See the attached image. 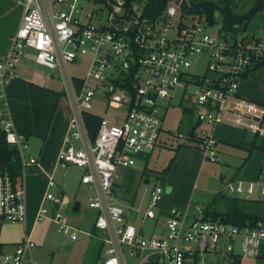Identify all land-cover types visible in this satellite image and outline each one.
<instances>
[{
    "label": "built area",
    "instance_id": "2783aa9c",
    "mask_svg": "<svg viewBox=\"0 0 264 264\" xmlns=\"http://www.w3.org/2000/svg\"><path fill=\"white\" fill-rule=\"evenodd\" d=\"M90 1H17L23 8L21 23L9 53L0 57V128L7 143L19 151L23 177L14 182L7 171L0 172V264H43L27 226L24 179L27 167L37 165L38 159L25 155L29 140L17 129L7 91L19 77L18 66L25 58L61 70L63 98L71 107L67 134L36 223L51 220L65 237L78 239L77 229L62 211L69 199L51 191L57 187L55 174L75 166L83 171L80 182L91 190L89 206L96 211L93 232L101 234L102 247H106L103 264H130L129 258L135 264H226L234 258H262L264 220L232 224L206 218L204 208L190 204L186 210L157 218L154 207L163 199L165 188L141 179L138 189L127 192L120 170L136 165L158 146L163 130L161 102L172 98L177 87L191 89L192 104L199 110L197 124L203 125L193 138L207 160H219L209 127L231 124L264 134V108L238 92L239 80L264 65V26L258 35L247 33L248 22L245 30L240 23L226 29L220 10L212 23L206 14L191 12L190 0L185 11L182 0H172L155 21L142 17L144 3L131 11L124 5L123 13L111 7L105 14L101 9L87 13ZM177 14V36L169 38V27L159 22ZM218 22V35H210L208 29ZM199 55L209 59L203 75L187 71ZM79 59L88 63L83 79L73 77L68 69L69 63ZM97 93L107 99L105 106L114 113L100 116L93 138L86 115L99 116L91 112ZM256 186L264 196V167L255 182L232 179L226 188L238 199L260 201L252 197ZM147 220L153 221V228L145 235ZM5 222L24 225L23 239L12 248L1 239Z\"/></svg>",
    "mask_w": 264,
    "mask_h": 264
},
{
    "label": "rangeland",
    "instance_id": "374dc122",
    "mask_svg": "<svg viewBox=\"0 0 264 264\" xmlns=\"http://www.w3.org/2000/svg\"><path fill=\"white\" fill-rule=\"evenodd\" d=\"M17 1L6 0L5 4H17ZM135 1V7L143 4L142 0ZM191 1L196 4L201 0ZM231 1L233 12L236 15L254 11L257 2V0ZM124 5L125 0H108L97 3L91 0L86 6V12L91 13L101 9L107 14L113 8L116 13H123ZM14 6L15 8L7 11L6 14V31H11V26L13 23L15 24V18L18 21L19 16L22 17L23 15V8L18 4ZM178 22L179 15L177 14L172 18L160 20L159 26L169 27L168 37L175 38ZM220 25L218 22L214 27H210L208 29L210 35H218ZM263 26L264 10H256L250 20L247 33L250 35L261 34ZM235 37L239 39L241 34H235ZM208 60L206 55L197 56L187 71L195 75H203ZM68 69L73 77L85 78L88 72L87 59H79L75 63H69ZM17 73L20 77L43 86L57 91L64 90L62 72L59 68L49 69L35 63L31 58H25L19 64ZM244 86L249 94H243V97L264 108V65L252 71L247 78L244 77L239 80L240 89ZM191 94V89L184 90L177 87L171 92L172 98L161 102L159 113L163 117V130L158 146L149 154L147 162L138 159L136 165L121 168V179L128 182L127 184L131 185L132 190L139 188L141 179H148L165 188L163 199L158 206L154 207L157 218L162 217L166 212L186 210L189 204L192 207L199 205L211 214L244 213L264 217V204L250 203L241 199L242 197L238 199L237 195L229 193L226 188L227 183L232 179L247 182L257 180V172L264 167V137L252 131L234 127L231 124L217 125L214 131V140L218 143L217 155L219 160L217 162L207 160L204 151L197 145V138L191 136L193 128H195V135L197 136L203 127V125L197 124L199 110L193 106ZM165 103L168 104L166 108L163 106ZM105 104H107V99L97 93L92 101L91 112L102 117L112 116L114 110L107 108ZM70 116V104L67 98H63L56 117L59 131L66 126V123L69 124ZM59 131L57 133L55 130L54 139H51L50 143L43 142L39 138H31L29 148L25 150L27 157L33 155L38 159H41L45 152L44 159L41 160L42 167L30 165L24 175L29 209L28 230L38 242L36 254L43 261V264H48L49 259L53 256L58 261L57 264H103V260L106 258V247H102L92 259V253L97 247V244H93L101 240V234L93 232L96 211L89 206L90 188L80 182L82 169L71 166L68 169L58 171L55 175L57 187L51 190L55 194L63 193L69 199V203L62 207V211L69 218L71 225L77 229L78 239L72 241L65 237L51 220L35 224V215L47 191L48 177L44 173V169H51L55 163L53 151L58 143ZM179 134L183 137H178ZM46 143L49 144L47 147ZM170 165V171L166 173L165 170ZM168 188H171V191H168ZM259 190L260 187L256 186L252 197L264 201V196L259 193ZM76 203L80 204V209L77 212L74 210ZM46 204L52 207L51 202H46ZM152 228L153 221L147 220L143 233L148 235ZM88 231L92 233L91 237L86 234ZM23 234L24 225L22 223L5 222L1 239L5 243H10V248H12L14 243L21 241ZM87 255L89 256L87 257ZM129 262L135 264V259L129 258ZM241 264H264V258H243Z\"/></svg>",
    "mask_w": 264,
    "mask_h": 264
},
{
    "label": "trees",
    "instance_id": "16d2710c",
    "mask_svg": "<svg viewBox=\"0 0 264 264\" xmlns=\"http://www.w3.org/2000/svg\"><path fill=\"white\" fill-rule=\"evenodd\" d=\"M96 1L107 2L108 0ZM171 1L172 0H142V2L144 3L142 17L149 21L160 19ZM135 3V0H125V6L130 11ZM191 5V12L206 14L212 23L216 22V10H220L225 18V28L231 29L237 23H250L253 13L256 12V10L264 9V0H257L255 10L243 15H236L233 12L231 0H201L196 4H193L191 1ZM7 91L10 100V107L18 131L25 135L28 140H30L31 138H39L43 142L47 141L60 102L64 97V92L57 91L47 86H43L20 76L12 80L11 84L8 86ZM86 120L89 132L91 136L95 138L98 133L101 117L87 114ZM191 136H195V129L192 130ZM141 158L146 160L147 162L149 155L141 156ZM170 168L171 165L167 167L165 172L169 173ZM5 171L10 174L14 182H18L23 177V169L19 151L15 147L7 143L6 136L0 128V172ZM127 183L128 182H126L123 186L128 192L132 188L131 185H128ZM245 201L250 203L256 202L264 204V201ZM205 217L221 219L232 224H243L246 221L254 222L257 220H264V217L256 215H247L244 213L220 215L211 214L207 210H205ZM262 258H264V256ZM226 264H241V259L234 258L231 260H227Z\"/></svg>",
    "mask_w": 264,
    "mask_h": 264
},
{
    "label": "crops",
    "instance_id": "0c3cea01",
    "mask_svg": "<svg viewBox=\"0 0 264 264\" xmlns=\"http://www.w3.org/2000/svg\"><path fill=\"white\" fill-rule=\"evenodd\" d=\"M5 1L6 0H0V57H3V56H6L9 51H10V48H11V45H12V38L14 36V34L16 33V31L18 30L19 26H20V23H21V19L22 17L19 16V18L17 19L18 21H16V18H15V24L13 23V26H11V31H6L5 28L7 27V23H6V14H7V11L9 12V10L15 8L14 5H17L16 3L15 4H8L7 5L5 4ZM19 5V4H18ZM14 11V10H13ZM250 75V74H249ZM248 75V76H249ZM248 76H245L246 78ZM238 92L241 96H243V94H249V91L247 90V88L244 86L243 88L238 89ZM56 117H57V113H56V116H55V119H54V122H53V125L51 127V130H50V134L48 136V139H47V143H50L51 139H54V133H55V130L59 131V126L57 125V122H56ZM228 125V124H227ZM234 127H237V126H234ZM216 128V127H215ZM215 128H212V127H209V130L211 132H213V135H214V131H215ZM238 128H242V127H238ZM195 129V128H193ZM243 130L247 131L246 129L242 128ZM67 130H68V123H66V126L61 128V130L59 131V136H58V143H57V146L55 147V150L53 151L54 152V160H55V163L53 165V167H51V169H44V173L46 174V176L48 177V181H47V191H48V183H49V179L50 177L54 174L55 172V168H56V165H57V160H58V154L61 150V147L63 145V141H64V138L67 134ZM248 131H251V130H248ZM253 133H255L254 131H252ZM257 135H259L260 133H255ZM261 137H264V134H260ZM46 143V147L49 145ZM218 144V143H217ZM44 155H45V152L43 153V155L41 156V159L37 158L38 159V164L37 166L39 168L42 167V164H41V160L44 159ZM263 168V167H262ZM262 168L260 169V171L257 172V175L259 176ZM57 174V173H56ZM55 174V175H56ZM258 178V177H257ZM46 191V193H47ZM46 193L45 195L43 196L42 198V201H41V204L42 202L44 201V198L46 196ZM40 204V206H41ZM28 213H29V209H28ZM37 214V213H36ZM35 224H36V215H35ZM94 225V223H93ZM28 226V225H27ZM91 231V230H90ZM90 231L86 232L89 233ZM24 236V234H23ZM91 237V236H90ZM23 237H21L20 240H22ZM35 240V239H34ZM36 241V240H35ZM37 243V247H38V242ZM101 243V244H100ZM97 244V247H96V250L94 249V251H96L94 253H92V259H93V256H95L96 254H98L102 248V242L101 240H98L97 242H95V244L93 245H96ZM89 255H87L88 257ZM85 258H86V255H85ZM40 259V258H39ZM41 262H43L41 259H40ZM58 261H56V259L53 257H51L49 259V263L48 264H57ZM59 264V263H58Z\"/></svg>",
    "mask_w": 264,
    "mask_h": 264
},
{
    "label": "water",
    "instance_id": "95a60500",
    "mask_svg": "<svg viewBox=\"0 0 264 264\" xmlns=\"http://www.w3.org/2000/svg\"><path fill=\"white\" fill-rule=\"evenodd\" d=\"M177 3H179V1H177ZM181 8H182L183 11L189 9L188 0H182V2H181ZM247 25H248V23L245 22L244 23V26H243V30L246 29ZM145 182L148 183L149 180H146ZM168 191H171V188H168ZM79 209H80V204L79 203H76L75 206H74V210L77 212V211H79Z\"/></svg>",
    "mask_w": 264,
    "mask_h": 264
}]
</instances>
